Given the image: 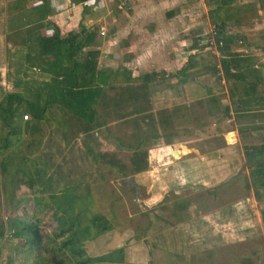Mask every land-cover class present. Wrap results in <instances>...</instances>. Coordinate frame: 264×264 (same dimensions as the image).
<instances>
[{"label":"rangeland","instance_id":"374dc122","mask_svg":"<svg viewBox=\"0 0 264 264\" xmlns=\"http://www.w3.org/2000/svg\"><path fill=\"white\" fill-rule=\"evenodd\" d=\"M15 1L0 0V34L17 25L12 17L15 10L10 9ZM157 1L94 0L93 10L86 14L92 21L88 28H96V41L100 44L97 68L117 70L130 77L153 75L148 104L131 100L123 110V114L130 115L132 110L144 106L148 111L146 115H152L155 122L140 121L143 134L161 136L160 139L146 141L144 169L132 172L129 161L132 151L127 145L132 143L130 135L135 132L130 122L134 117L117 121V114L109 108H99L105 126L97 132L93 130L77 137L69 133L64 138L52 123L49 126L41 124L32 133L38 143L34 155L40 157L45 154L50 165L58 168L60 176L70 180V184L80 183L81 189L85 185L89 189L90 213L100 216L106 227L94 240L83 244L87 257L120 248L124 254L123 264H142L145 258H150L154 250H151V245L155 243L163 249L187 255L185 258L182 256L179 264H186L187 259L198 264H264V228L257 221L258 214L264 210V188L249 179L251 169L264 166V130L252 137H241L236 120H231L230 111L227 117L221 114L220 109L227 106L230 110V104L223 90L216 86L223 78L222 74H215L221 70L223 55L217 52L216 56L214 48L206 45L209 37L208 0H178L175 16L163 11L151 12L154 19L161 22H141V18L149 12L141 5H153ZM230 8L233 9V19L222 32L236 38L230 54L264 67V0H234ZM234 10L240 11L238 16ZM126 17H132L130 23H125ZM42 30L41 33L47 34L46 30ZM117 30L121 32V42H133L137 49L145 43L144 47L149 48L147 55L138 60L140 62H131L120 56L116 59V47L109 49L107 46L104 49L103 45L108 43L111 35L115 36ZM162 30L165 38L161 40L158 31ZM66 32L61 30L63 34ZM100 32L103 34L100 35ZM174 43L180 50L175 60L171 52ZM187 47L190 53L184 50ZM181 52L185 53V57L195 55L198 67H204L207 72L197 68L196 71L190 70L185 77L174 78V71L186 59L180 57ZM22 53L9 44L5 53H0V96L2 92L22 90L13 86L17 81L14 73L19 65L17 57ZM161 61L169 64L166 72L160 70ZM213 65L216 72L211 71ZM28 75L33 80L43 79L33 71ZM212 83L213 92L218 93L215 94L218 98L217 111L211 107L212 104L202 103L206 100L205 89L208 88L204 84ZM121 85L124 84L118 80L107 94L112 96ZM251 89V93L258 92V89ZM252 99L247 97V108L255 107L248 106L254 102ZM196 101L202 105L198 106ZM181 105L190 106L189 112L180 111V114L172 116V109ZM207 107L211 109L210 115L206 113ZM256 115L264 117V113L253 116ZM167 117L166 124L160 123ZM233 117L236 118L235 115ZM28 119L22 115V121ZM85 143L95 155L107 154L116 166H123L125 177H131L136 187L135 200L133 189L121 181L125 177L103 161L94 163L84 150ZM179 146L192 151L181 159L175 158L173 150L178 151ZM250 146L263 154L253 156L250 165H247L244 149ZM19 151L22 148L17 146V154ZM10 153H13L12 149L5 152ZM17 181L16 198L21 203L24 199L32 203L36 193L21 184L23 178L20 175H17ZM180 187H184L183 190L176 191ZM195 187L200 188L194 190ZM251 193L255 201L250 197ZM1 197L0 193L2 222L5 216ZM42 198L46 200L45 196ZM204 215L207 217L202 219ZM227 224H230L228 228ZM221 236L224 241L217 240ZM7 237L6 232L0 234V264H5V256L10 252L5 241Z\"/></svg>","mask_w":264,"mask_h":264},{"label":"trees","instance_id":"16d2710c","mask_svg":"<svg viewBox=\"0 0 264 264\" xmlns=\"http://www.w3.org/2000/svg\"><path fill=\"white\" fill-rule=\"evenodd\" d=\"M89 1L69 0L74 6L81 5L83 11ZM49 2L16 0L10 9L15 10L12 17L17 25L4 35L5 44L23 52L17 57L19 65L14 71L17 81L13 84L14 88L22 90L2 92L0 96V193L5 216L4 221H0V234L7 233L5 241L10 250L5 256V264H123L124 255L120 248L96 257L85 255L83 244L94 240L106 225L100 216L90 213L91 197L86 185L81 189L80 183L70 184V180L60 176L58 168L50 165L45 154L40 157L34 155L38 143L32 133L41 124L49 126V123L64 138L69 133L77 137L93 130L97 132L105 126L99 108L112 109L118 116L117 121L134 117L130 122L135 132L130 135L132 143L127 146L132 151L129 159L131 170L140 172L146 166V141L160 139L161 136L143 134L139 122L145 119L149 123L155 122L152 115H146L148 111L144 106L132 110L130 115L123 114V110L131 100L148 104L151 94L149 84L153 81V75L130 77L117 70L97 68L99 43L96 41V28L79 25L77 31L61 34L47 19ZM233 2L208 0V20L209 25L214 26L216 41L221 42L218 52L224 54L221 64L223 77H234L241 82L247 95V90H250L249 94L255 86L258 72L252 69V63L227 53L229 45L236 38L222 33L226 24L233 19V9L230 8ZM234 11L238 16L240 11ZM233 22L237 24V21ZM41 29H49V35H43ZM194 56L187 57L174 78L185 77L190 70L200 68ZM229 65L238 72L234 75L229 73ZM211 68V71H215L214 65ZM200 69L206 71L204 67ZM32 71L43 79L37 81L28 78ZM118 80L124 85L109 96L107 92L113 90ZM130 84L135 86L131 87ZM205 97L202 103L212 104L211 107L217 111L218 98L210 93ZM196 104L202 105L200 101H196ZM190 108L176 106L172 109V116L180 114V111L189 112ZM244 108L247 105L232 106L233 112L244 111ZM210 111V107H207V115L211 114ZM220 111L222 116L227 117L230 110L226 106ZM22 115L29 119L22 121ZM163 122L166 124L168 117L160 120V123ZM17 146L22 148L18 154ZM83 147L94 163L103 161L122 177L126 176L123 166H116L109 155H95L86 143ZM10 149L13 153L5 154ZM244 151L247 165H250L253 156L263 154L253 146ZM17 175L23 178V186L36 193L32 203L27 199L21 203L16 198L19 185ZM249 179L256 186L264 188V166L251 169ZM261 222L264 228V210L261 211Z\"/></svg>","mask_w":264,"mask_h":264},{"label":"crops","instance_id":"0c3cea01","mask_svg":"<svg viewBox=\"0 0 264 264\" xmlns=\"http://www.w3.org/2000/svg\"><path fill=\"white\" fill-rule=\"evenodd\" d=\"M93 1L94 0L87 2L86 3V9L83 11L82 6H73L72 8H70V2L68 0H50V2H49V13L47 15V19L59 29L60 33H61V30L68 31V32L74 31V30L78 29V27H79V25H81V23H82V26L88 28V26H91L92 21L90 18L86 17V14L90 13L91 10H93V8H91V6L93 5ZM200 1H203V0H200ZM177 2H178V0H158L157 3L153 4V5H150V3L149 4L145 3L144 5H141L142 7L139 6L142 9H144V7H145V9H147V11H149V12L146 11L147 15L143 16V14H142L143 18H141V22L144 23L145 20H147L146 21L147 23L157 24L158 22H161L159 19L155 20L153 17L154 13H151V12L159 13V12L163 11L164 14H167L170 16H175L176 15L175 12L177 9L176 8ZM168 6H171V7H168ZM129 10H130V7H129ZM131 14L133 15L132 12H131ZM134 14L137 17L138 12H136ZM1 19H3V18H1ZM131 19H132V17H126L125 23H130ZM4 21H5V19H4ZM85 22H86V24H84ZM113 23H114V25L116 24V22H113ZM115 26H118V25H115ZM116 29H117V27H116ZM44 30H46L47 34H45L44 32H42V34L43 35L45 34L46 36L49 35V33H50L49 29L48 30L44 29ZM40 31H43V30L41 29ZM158 32H159V36L161 35L158 38L161 40L164 39L165 36H164L163 30H162V32H160V31H158ZM61 34H63V33H61ZM118 34H120V36H118ZM4 35H5V33L0 34V53L1 54L5 53V51L7 49V45L4 42ZM113 35H111V39L108 41V43L106 42V44H104V45L102 44V45H103L104 49H106L107 46L110 47L109 49H111L112 47H116V49H114V50H117L116 53L114 54V57L116 59H118V57L120 56L122 58L125 57L126 59H130L131 62L135 61L136 63H138V62H140V61H138L139 59H141L145 55H147L149 48L147 49L144 47L145 43H144V45L139 46L137 49L133 45L134 44L133 42H130V41H127L126 43L121 42L122 41V39H121L122 35H121V32L119 30H117L115 32V36H113ZM153 38H155V37H153ZM180 39H178V40H180ZM113 40L116 41L115 44L117 46H114ZM148 42L150 44V41H148ZM176 44H177V42H176ZM176 44L174 43V47L171 48L173 58L175 56L174 60L176 58L178 59L177 54L180 51L179 47H176ZM99 47H100V44H99ZM145 49H147V51ZM232 49H233V46L231 44V45H229V49H228L227 53H232L233 52ZM184 50L187 51L188 53H190V49L188 47L185 48ZM184 52L183 53L181 52V54H180V57L183 60H184V58L187 59V57L189 56L188 55L185 57ZM182 54H183V56H182ZM6 57H7V55H6ZM147 57H149V56H147ZM186 59H185V61H186ZM185 61L182 63V65H184ZM160 65H161L160 70L163 72H166L165 70H167L166 68L169 67V64L165 61L164 62L161 61ZM215 69H216V67H215ZM235 69L236 68L233 67L232 65L228 66V72L233 74V75L238 72ZM252 69H254L258 72L257 73L258 79H256V83H255V86L253 88L255 91H257V89H258V92L257 93L253 92V93L248 94V97L253 98L252 101H254V102H251V104L248 106L249 107L251 105L255 106L254 108H244L245 109L244 111L233 112V110H232L233 105H237L240 107H241V104L247 105L246 104L247 95H245L243 92V90H245V87L241 82L236 81L234 77L233 78L230 77L228 79H225L224 77L222 79L220 78L221 80L220 81L218 80L219 84L217 82L218 85H216V86H219L218 88L222 89L223 92L226 94V101H228V104H230L229 107H230L231 120H233V121L236 120L235 121L236 128H237L238 132L240 131L241 137H252V136H255V134L263 132V130H264V117L259 118L261 115H259V117H257L258 115H256L255 117L253 116L256 113H259V114L264 113V67L253 63ZM176 71H174V75H175ZM215 74L219 75V74H222V72H221V70H219L218 73H215ZM247 79L249 80L250 78L247 77ZM250 80H249L250 82H252V81L254 82V80H252V79H250ZM225 83H226V86H225ZM204 85H206L208 87L205 89L206 90L205 93H210V95H213V96L218 95V93L213 92V91H215V89L213 87V83L209 84V85L208 84H204ZM204 87L205 86H203V88ZM215 94H217V95H215ZM206 96H207V94H206ZM222 103H224V102H222ZM222 103H220V104H222ZM225 105H227V104H225ZM233 115L236 116L235 119H234ZM191 151L192 150H189V149L185 148L184 146H179L178 151L173 150V152L175 153V155H174L175 158H180V157L182 158V156H184V155L186 156V154L188 152H191ZM183 188L184 187L177 188L176 191H182ZM199 188L200 187H195L193 189L198 190ZM250 197L255 201L253 193H251ZM205 217H207V216L204 215L201 218L203 219ZM257 218H258L257 221L259 223L258 225L261 226L262 222H261V214L260 213L258 214ZM229 225L230 224H227V228ZM219 238L220 239H217V240L224 241L223 236H221ZM151 246L153 247V248H151V250L152 249H154V250H152L150 258H147V259L145 258L144 262L142 264H179L180 263V262H178L179 260H181L185 257H188L187 255L183 256L182 253L181 254L175 253L173 251V249L172 250L169 248L163 249V247L157 246V244H155V243H153ZM149 252L147 251V253H149ZM182 256H183V258H182ZM187 260H186V262H187L186 264H198L196 262H192L190 260L187 261ZM210 264H212V263H210Z\"/></svg>","mask_w":264,"mask_h":264},{"label":"built area","instance_id":"2783aa9c","mask_svg":"<svg viewBox=\"0 0 264 264\" xmlns=\"http://www.w3.org/2000/svg\"><path fill=\"white\" fill-rule=\"evenodd\" d=\"M74 5L70 4V8H72ZM103 33L100 32V35H102ZM206 45L212 46L216 52V56H217V52H218V48L221 46V42L220 41H216L215 39V29L214 26L209 25V37L207 39V43ZM26 117H24L25 119Z\"/></svg>","mask_w":264,"mask_h":264},{"label":"water","instance_id":"95a60500","mask_svg":"<svg viewBox=\"0 0 264 264\" xmlns=\"http://www.w3.org/2000/svg\"><path fill=\"white\" fill-rule=\"evenodd\" d=\"M233 177H235V176H233ZM233 177H230V178H233ZM121 181H122V183L127 184L129 188L133 189V193H134L133 199L135 200V197H136V194H137V190H136L135 185L132 183L131 177H125Z\"/></svg>","mask_w":264,"mask_h":264}]
</instances>
